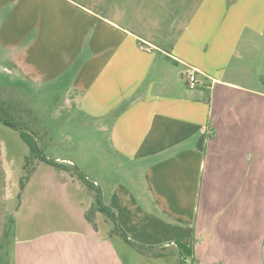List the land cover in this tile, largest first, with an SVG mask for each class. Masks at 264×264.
<instances>
[{"label":"crops","instance_id":"obj_1","mask_svg":"<svg viewBox=\"0 0 264 264\" xmlns=\"http://www.w3.org/2000/svg\"><path fill=\"white\" fill-rule=\"evenodd\" d=\"M0 54L36 96H62L59 109L90 128L98 156L84 154V165L125 169L128 182L105 205L120 211L131 240L167 256L183 244L190 259L217 264L212 248L225 246L203 240L250 226L249 184L262 168L253 158L264 135V0H0ZM55 162L74 169L70 158ZM36 167L42 191L23 204L60 196L84 223L74 236L51 237L69 232L57 226L25 240L9 264H123L108 231L88 221L91 211L107 223L95 190L69 171ZM83 174L108 191L103 175ZM39 206L36 226L47 228Z\"/></svg>","mask_w":264,"mask_h":264},{"label":"rangeland","instance_id":"obj_2","mask_svg":"<svg viewBox=\"0 0 264 264\" xmlns=\"http://www.w3.org/2000/svg\"><path fill=\"white\" fill-rule=\"evenodd\" d=\"M14 69L10 67L4 55L0 54V105L7 109L11 106L12 115L17 121L24 123L27 133L35 140L38 139V147L40 150L52 160L59 158H70L74 163V169L81 172L88 171L94 175V180L103 175L108 183V191L102 185V200L109 202L110 196L117 184L126 185L128 177L124 176L125 169L116 166L113 160L102 163L104 167L99 165H84V154L87 156H98V154L90 153L92 141L95 140L94 134H89L88 128L80 118H76L69 110L61 111L59 108L65 106L62 101L57 103L55 99L42 100L35 95V90L19 78H16ZM20 103V104H18ZM23 104H25L23 106ZM31 110L33 114L29 115L24 112L25 108ZM25 113V114H24ZM7 148V150H6ZM89 152H87V150ZM6 152V153H5ZM29 155V147L22 140L19 132L5 124L0 123V261L9 264L11 252L15 251L19 244H22L29 238L33 241L42 239L37 236L47 235L44 232L49 229L58 228L69 230V232H54L51 237L61 239L62 237L74 236L71 230H80V225L84 220L79 219L78 211L74 209L72 202L62 199L60 196H46L44 198L35 196L34 202L29 199L27 205L24 199L25 193L33 199L36 192L42 189L38 184V178L35 179V171L24 180L22 188V178L25 175L23 171L25 155ZM80 158V161H77ZM253 161L262 165V168L252 170V181L250 187L252 195L249 205L246 201V208L250 206V226L246 229L244 226H236V230L225 232L222 235H213V238L206 237L202 244L219 245L223 244L225 248L213 247L215 261L217 264H264V135L260 146V152H255ZM261 162V163H260ZM37 168V167H36ZM41 177V172L37 173ZM260 179L256 176L260 175ZM260 189V192L257 190ZM87 205V197L82 198ZM40 211L47 215L46 222L50 225L47 228L39 229L36 226L38 219L43 220V216H37L34 212L36 203ZM6 203V204H5ZM234 207L240 209L244 206L242 195L236 194L233 201ZM23 204V205H22ZM39 205V204H38ZM37 208V206H36ZM234 208V209H235ZM116 216L118 212L113 209ZM42 213V212H41ZM91 211L89 212V214ZM88 214V212H87ZM91 213L89 222L96 223L99 227H103V233L107 230L108 240L112 247V253L117 257V263L123 264H179L181 254L174 252L164 257H153L140 253L137 249L127 243L122 237L117 236L115 232V224L111 219L107 218L100 222L95 221V216ZM93 215V216H92ZM53 217V218H52ZM56 219L53 223V220ZM75 228V229H74ZM44 238V237H43ZM68 238H66L67 240ZM32 241V242H33ZM211 249V248H210ZM164 254V253H163ZM205 261V259H203ZM187 264H202L195 256L190 259L186 258Z\"/></svg>","mask_w":264,"mask_h":264},{"label":"trees","instance_id":"obj_3","mask_svg":"<svg viewBox=\"0 0 264 264\" xmlns=\"http://www.w3.org/2000/svg\"><path fill=\"white\" fill-rule=\"evenodd\" d=\"M20 104V103H18ZM25 104H23L24 106ZM21 106V104H20ZM25 108V107H24ZM11 106L7 109L6 107L0 105V123L5 124L11 128H14L17 130L22 138V140L27 144L29 147V155L25 159V165L23 168L24 176L22 178L21 184L22 188L24 187V180L27 179V177L34 171L36 165L40 162H45L47 164H50L58 169L66 170L72 173L73 175L77 176V178L89 189V190H95V208L97 211L103 213L106 215L109 219L113 221L115 224V234L119 237H122L127 243H129L131 246H133L135 249H137L140 253L145 255H151L153 257H164L166 256L163 253L155 251L152 247H147L144 245H141L139 243H136L135 241L131 240L128 234L124 231L122 226L120 225L118 218L114 212L113 209H111L109 206L105 205V203L102 200V195L100 190H97L94 188L92 183L86 178V176L78 169H67L65 166L58 164L55 161L47 159V157L44 155V153L40 150L38 147V140L33 139L29 133H27L25 127H23L24 123H21L20 121H17L16 117L12 115ZM24 112H28L29 115H32L31 119H34V121H37L35 118H33V114L31 110H27L25 108ZM25 114V113H24ZM23 124V125H22ZM90 220V214L87 216ZM180 248L181 253V261L180 264H187L186 258L191 257L193 255V249L191 247H187L183 244H178Z\"/></svg>","mask_w":264,"mask_h":264},{"label":"built area","instance_id":"obj_4","mask_svg":"<svg viewBox=\"0 0 264 264\" xmlns=\"http://www.w3.org/2000/svg\"><path fill=\"white\" fill-rule=\"evenodd\" d=\"M187 83H188V86L190 89L196 88L197 78H196L195 72L189 73L187 75ZM96 186H97V184H96Z\"/></svg>","mask_w":264,"mask_h":264}]
</instances>
